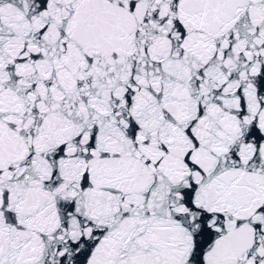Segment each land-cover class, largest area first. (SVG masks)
<instances>
[{"label":"snow or ice","instance_id":"6c2138e0","mask_svg":"<svg viewBox=\"0 0 264 264\" xmlns=\"http://www.w3.org/2000/svg\"><path fill=\"white\" fill-rule=\"evenodd\" d=\"M0 264H264V0H0Z\"/></svg>","mask_w":264,"mask_h":264}]
</instances>
